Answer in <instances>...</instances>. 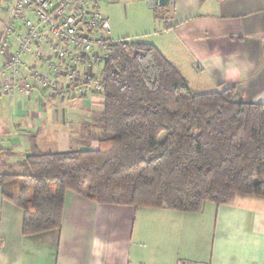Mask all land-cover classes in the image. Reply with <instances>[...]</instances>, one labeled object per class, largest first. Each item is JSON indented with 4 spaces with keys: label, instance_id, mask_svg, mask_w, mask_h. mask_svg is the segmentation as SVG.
Returning <instances> with one entry per match:
<instances>
[{
    "label": "crops",
    "instance_id": "obj_1",
    "mask_svg": "<svg viewBox=\"0 0 264 264\" xmlns=\"http://www.w3.org/2000/svg\"><path fill=\"white\" fill-rule=\"evenodd\" d=\"M155 6L166 16L155 15L157 33L133 40L155 46L194 91L235 87V102L264 105V0ZM100 65L87 71L96 75ZM206 86L219 90H200ZM97 93L92 83H78L66 100L40 92L0 96V172L21 173L26 157L44 147H94L95 135L89 128L83 135L75 121ZM23 218L0 188V264H264V200L253 197L186 213L96 204L69 190L60 229L24 236Z\"/></svg>",
    "mask_w": 264,
    "mask_h": 264
},
{
    "label": "trees",
    "instance_id": "obj_2",
    "mask_svg": "<svg viewBox=\"0 0 264 264\" xmlns=\"http://www.w3.org/2000/svg\"><path fill=\"white\" fill-rule=\"evenodd\" d=\"M98 82L97 149L37 150L21 173L0 172L3 198L23 211L24 236L61 228L69 190L137 211L264 200L263 104L235 102V87L194 91L155 46L128 39L108 46Z\"/></svg>",
    "mask_w": 264,
    "mask_h": 264
},
{
    "label": "built area",
    "instance_id": "obj_3",
    "mask_svg": "<svg viewBox=\"0 0 264 264\" xmlns=\"http://www.w3.org/2000/svg\"><path fill=\"white\" fill-rule=\"evenodd\" d=\"M100 1L107 0H14L0 32V96L66 100L74 85L93 82L100 93L87 73L113 42Z\"/></svg>",
    "mask_w": 264,
    "mask_h": 264
},
{
    "label": "rangeland",
    "instance_id": "obj_4",
    "mask_svg": "<svg viewBox=\"0 0 264 264\" xmlns=\"http://www.w3.org/2000/svg\"><path fill=\"white\" fill-rule=\"evenodd\" d=\"M14 0H0V32L3 28V25L6 21V18L9 14L10 8L12 7ZM99 9L108 19L111 29V36L114 41L125 40L127 38H131L132 40L129 41H136L133 40L134 37L143 36V34L147 35L150 39V34L157 33L154 24V17L155 15L159 17H166L162 16L161 8L155 6H149V0H107V1H100ZM148 20L151 21L148 24ZM161 28L164 29V22H161ZM104 57V56H103ZM105 61V60H104ZM103 61V63H104ZM95 67V66H91ZM102 67L100 65L96 70V75L92 71H87V73L92 74V79L95 80L96 77L99 79L101 78V70ZM90 67H87V69ZM86 84V83H85ZM96 82L92 83V89L95 88ZM192 88H201L197 87L192 83ZM203 89L200 90H219L217 87H202ZM96 90V89H95ZM97 91V90H96ZM95 101L93 102V106L91 110H84V107H79L77 111H87L84 112L85 115H81L76 121L75 124L78 126V130L80 132H84L89 128L91 130V135L99 136L101 134L100 131V122L99 117L102 110V98L97 93L94 95ZM91 97V96H90ZM93 133V134H92ZM95 136V137H96ZM93 143L90 142L89 148H98V144L95 143L94 147ZM74 149H77L76 147ZM70 149V150H74ZM44 153H55L58 152V149L53 148L52 146L44 147L42 149ZM205 205H214V203H206ZM203 215V213L201 214ZM193 216L191 217L192 220L199 221L200 219H204L202 216Z\"/></svg>",
    "mask_w": 264,
    "mask_h": 264
},
{
    "label": "water",
    "instance_id": "obj_5",
    "mask_svg": "<svg viewBox=\"0 0 264 264\" xmlns=\"http://www.w3.org/2000/svg\"><path fill=\"white\" fill-rule=\"evenodd\" d=\"M169 3V0H149V6L158 5L160 7L166 6Z\"/></svg>",
    "mask_w": 264,
    "mask_h": 264
}]
</instances>
